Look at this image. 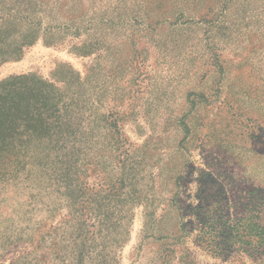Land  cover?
<instances>
[{"label": "rangeland", "instance_id": "374dc122", "mask_svg": "<svg viewBox=\"0 0 264 264\" xmlns=\"http://www.w3.org/2000/svg\"><path fill=\"white\" fill-rule=\"evenodd\" d=\"M18 47L0 264H264V0H0Z\"/></svg>", "mask_w": 264, "mask_h": 264}, {"label": "trees", "instance_id": "16d2710c", "mask_svg": "<svg viewBox=\"0 0 264 264\" xmlns=\"http://www.w3.org/2000/svg\"><path fill=\"white\" fill-rule=\"evenodd\" d=\"M21 49V47H18L14 57L10 53L0 51V61L12 58L18 59L22 52ZM32 76L33 74L15 75L0 81V155L4 151H13L15 148L20 121L26 118L32 120L35 117L36 121H39L40 128H43L45 121L51 118L52 113L42 116L41 112L44 113L42 106H34V102L37 101L34 99H38L36 97L39 95H33V91H30V97H22L18 90L13 87L18 81L26 80L29 77L33 78ZM261 236L264 240V230Z\"/></svg>", "mask_w": 264, "mask_h": 264}]
</instances>
